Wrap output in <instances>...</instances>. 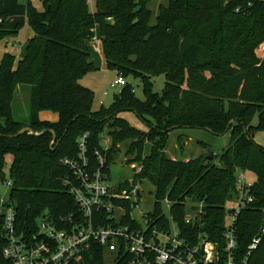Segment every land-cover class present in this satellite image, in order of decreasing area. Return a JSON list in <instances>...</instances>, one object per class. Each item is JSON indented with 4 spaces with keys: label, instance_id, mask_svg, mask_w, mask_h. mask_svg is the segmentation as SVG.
Masks as SVG:
<instances>
[{
    "label": "trees",
    "instance_id": "trees-1",
    "mask_svg": "<svg viewBox=\"0 0 264 264\" xmlns=\"http://www.w3.org/2000/svg\"><path fill=\"white\" fill-rule=\"evenodd\" d=\"M37 1L41 9L33 0H0V41L17 37L25 26L33 32L20 57L5 52L0 60V182L10 155V197L20 227L33 232L44 213L56 217L74 209L60 180L67 173L60 159L76 153L83 132L89 133V153L101 148L98 133L108 123V162L117 144L129 141L127 162L141 167L121 190L131 192L136 180L147 179L155 186L154 216L167 198L187 234L196 232L183 223L187 202H203L200 230L218 239L238 175H252L253 209L241 211L236 223L243 250L264 227V147L254 140L256 131L264 132V53L258 50L264 39V2L242 15L234 10L249 0H169L150 24L148 0H95V10L89 0ZM96 31L108 70L139 77L144 100L126 83L108 108L92 109L93 91L80 81L97 70L89 46ZM156 75L165 78L162 95L152 90ZM17 84L29 87L26 121L13 114ZM125 111L133 112L147 131L119 116ZM42 112L55 114L56 120L41 118ZM25 127L31 132L19 134ZM186 128L227 135L229 143L213 159L167 158L170 132ZM146 142L152 145L144 156ZM178 142L183 149L181 135ZM125 205L129 211L130 203ZM2 222L0 215V228ZM77 264H104L103 248L93 244ZM249 264H264V237Z\"/></svg>",
    "mask_w": 264,
    "mask_h": 264
},
{
    "label": "built area",
    "instance_id": "built-area-1",
    "mask_svg": "<svg viewBox=\"0 0 264 264\" xmlns=\"http://www.w3.org/2000/svg\"><path fill=\"white\" fill-rule=\"evenodd\" d=\"M27 3L32 0H19ZM230 3L233 0H223ZM236 6V14L246 15L256 3ZM21 43L9 41V46ZM264 53V39L258 44ZM126 78L117 74L113 87H123ZM89 133L77 138V151L73 156L60 159L67 170L60 180L73 199L74 209L56 217L44 213L36 219L37 228L28 232L18 223L15 203L11 200V180H4L8 196L0 195V264H77L82 254L97 244L103 248L104 264H249L254 251L264 237L262 227L240 249L236 223L244 209H253L252 182L238 175V190L226 207L227 216L219 238H211L204 226L203 202L187 206L183 223L195 233L183 232L171 212L173 203L165 201L168 214L159 202V213L144 215L141 223L131 215V192L113 187L110 182L108 147L104 145L88 150ZM186 161L188 159H185ZM141 167L137 168L140 171ZM139 196V195H138ZM128 201L129 211L125 202ZM156 209V208H155ZM199 230V231H198ZM109 257V258H108Z\"/></svg>",
    "mask_w": 264,
    "mask_h": 264
},
{
    "label": "rangeland",
    "instance_id": "rangeland-1",
    "mask_svg": "<svg viewBox=\"0 0 264 264\" xmlns=\"http://www.w3.org/2000/svg\"><path fill=\"white\" fill-rule=\"evenodd\" d=\"M169 0H148L147 6L152 9L153 16L150 24L155 23V17L158 9L161 5H166ZM89 7L91 10H95V0H89ZM33 4L37 9H41L40 3L37 0H33ZM33 35L32 30L25 26L20 30L17 37H6L0 41V60L5 52L14 54L16 59L20 57L23 46L26 41ZM95 37V36H94ZM94 37L91 41H95ZM20 41L17 45L9 46V41ZM94 49V52L100 53L98 49ZM117 73L110 70H95L87 74L81 81L80 84L91 89L93 91V104L92 109L98 110L101 106L108 108L112 102L114 95L117 94L121 87H113L111 84L116 78ZM127 83L132 87L135 96L140 99H145L143 91V84L139 77L134 75H128L126 78ZM165 87L164 75H156L152 77V90L158 95H162ZM28 85L17 84L15 88V95L13 99V114L14 118L20 121H26L28 117ZM120 117L125 118L129 124L139 130L147 131V126L133 113L125 111L119 113ZM41 118L56 120V115L50 112H42ZM257 123V117L252 120V124ZM109 124L105 123L102 129L98 133L99 145L109 146L111 141L108 136ZM182 136L184 148L180 149L178 144V137ZM254 140L257 144L264 147V132L256 131L254 133ZM229 137L227 135L217 136L204 129L198 128H186V129H175L169 134L168 141L166 143L164 154L167 158L173 160H185V159H197L203 156L208 157L212 154L211 159L217 157L228 145ZM53 144V143H51ZM129 141H124L121 144H117L115 151H113V158L109 165V176L110 182L115 188L121 190V186L125 183L131 184L135 180V175L138 174L137 168L140 167L138 163L127 162L128 156L125 155L128 148ZM151 143H147L144 146L143 155H148L151 148ZM11 156H6L5 167H4V180H11L9 174V167L11 164ZM245 176V175H244ZM250 177L246 176V179L250 181ZM135 189L139 191V196L131 193L132 210L131 215L141 223L144 215H151L155 210L156 196L155 186L145 178H142L140 182L136 180ZM128 192V191H127ZM0 195L2 197L8 196L5 182H0ZM162 201V200H161ZM192 202H187V206ZM161 206L165 213L168 214L165 201H162ZM228 206V205H227ZM226 206V207H227ZM109 258V257H108Z\"/></svg>",
    "mask_w": 264,
    "mask_h": 264
},
{
    "label": "crops",
    "instance_id": "crops-1",
    "mask_svg": "<svg viewBox=\"0 0 264 264\" xmlns=\"http://www.w3.org/2000/svg\"><path fill=\"white\" fill-rule=\"evenodd\" d=\"M94 39H95V41H90L89 42V46H90V49H91L90 60L93 62V64L97 68V70H108L107 64H106V60H105V56H104V54L102 52L101 41L99 39V35H98L97 31H96ZM93 48L98 49V51L100 53L94 52Z\"/></svg>",
    "mask_w": 264,
    "mask_h": 264
},
{
    "label": "water",
    "instance_id": "water-1",
    "mask_svg": "<svg viewBox=\"0 0 264 264\" xmlns=\"http://www.w3.org/2000/svg\"><path fill=\"white\" fill-rule=\"evenodd\" d=\"M27 131H30V129L27 128V127H25V128H23V129H21V130L19 131V134L25 133V132H27ZM30 132H31V131H30ZM52 143H53V141H52ZM163 154H164V153H163ZM164 155H165V154H164ZM211 157H212V154H209L208 157H207V159H211ZM137 195H139V191H137Z\"/></svg>",
    "mask_w": 264,
    "mask_h": 264
}]
</instances>
